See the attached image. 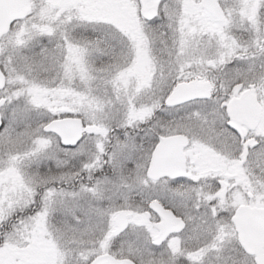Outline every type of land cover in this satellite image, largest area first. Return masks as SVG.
Returning a JSON list of instances; mask_svg holds the SVG:
<instances>
[{
	"label": "snow or ice",
	"instance_id": "1",
	"mask_svg": "<svg viewBox=\"0 0 264 264\" xmlns=\"http://www.w3.org/2000/svg\"><path fill=\"white\" fill-rule=\"evenodd\" d=\"M0 264H264V0H0Z\"/></svg>",
	"mask_w": 264,
	"mask_h": 264
}]
</instances>
